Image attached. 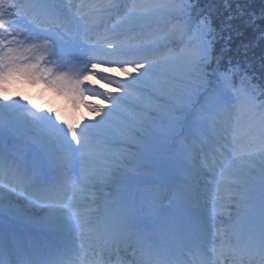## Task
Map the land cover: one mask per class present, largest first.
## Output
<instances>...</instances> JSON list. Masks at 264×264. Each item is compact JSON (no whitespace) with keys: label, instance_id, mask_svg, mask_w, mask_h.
<instances>
[{"label":"snow or ice","instance_id":"6c2138e0","mask_svg":"<svg viewBox=\"0 0 264 264\" xmlns=\"http://www.w3.org/2000/svg\"><path fill=\"white\" fill-rule=\"evenodd\" d=\"M217 2L0 0V218L51 234L0 227V264H264V82L231 58L264 43V7ZM96 77L117 95L97 87L107 106L82 125L13 95L78 111Z\"/></svg>","mask_w":264,"mask_h":264},{"label":"rangeland","instance_id":"374dc122","mask_svg":"<svg viewBox=\"0 0 264 264\" xmlns=\"http://www.w3.org/2000/svg\"><path fill=\"white\" fill-rule=\"evenodd\" d=\"M114 19L115 17H113V20ZM100 22H101L100 18H94L93 20L90 21V23L93 25L99 24ZM106 23L110 26L112 21H107ZM247 69L255 77V82H257V78L255 74L253 73V71L248 67ZM100 71L103 75L116 77L117 79L122 80L126 78V74L120 72L118 68L112 69L108 67H102ZM92 83H95L96 89L98 87L102 90L112 93L113 96L117 95V93L115 92V85H109L101 81L98 77L94 78ZM90 90L88 89V91H86L85 96L87 98H85V102L81 104L78 111L73 109L70 103L67 100H65V98L60 97L59 95L50 93V91H43L39 88H31L26 85H14L13 95L14 96L17 94L23 95L25 97V100L30 99V100H33L36 104L41 105L43 111H46V109L50 107L54 111H58L63 120L69 123H73V124H76L77 122H79L82 125L84 122H92L93 120L94 114L88 108L87 106L88 104H95L100 107L107 106V102L102 96L98 97L95 94V92H91ZM50 96H53V99ZM96 119H99V117H97ZM246 131H247V128L242 127L239 130L240 136L243 137L246 134ZM158 193L159 195L164 194L165 197H167L166 189H160L158 187ZM109 197L115 199L114 194L110 188H108L107 186L99 188L96 192L95 198L98 199L100 203L95 205V208L100 209L103 207V205L105 206V204L107 203V198ZM166 200L169 203L167 198ZM233 207H234L233 205L225 201L219 208L213 210V215L219 217V220L217 222L220 223L221 226L226 224L227 221H229L230 219L234 222L236 221L237 217H236V214L232 211ZM1 219H9V218H0V220ZM33 221L40 225H43V223L39 219H35Z\"/></svg>","mask_w":264,"mask_h":264},{"label":"trees","instance_id":"16d2710c","mask_svg":"<svg viewBox=\"0 0 264 264\" xmlns=\"http://www.w3.org/2000/svg\"><path fill=\"white\" fill-rule=\"evenodd\" d=\"M242 3H245L250 9L259 10L261 7H264V0H241ZM217 7L222 9V4L217 2ZM235 4H233V8ZM246 39H252V37L246 36ZM234 48L232 57L233 59L241 60L246 67L250 68L257 78V84L264 82V70L261 69V58L264 57V43H262L259 38L253 40L252 47L248 51L246 56L240 57L236 55V42H233Z\"/></svg>","mask_w":264,"mask_h":264},{"label":"bare ground","instance_id":"6f19581e","mask_svg":"<svg viewBox=\"0 0 264 264\" xmlns=\"http://www.w3.org/2000/svg\"><path fill=\"white\" fill-rule=\"evenodd\" d=\"M228 226H229V224H226L224 227H226V229H227Z\"/></svg>","mask_w":264,"mask_h":264}]
</instances>
